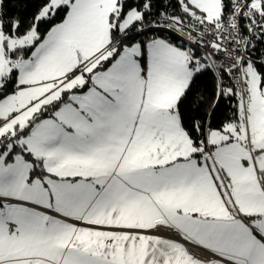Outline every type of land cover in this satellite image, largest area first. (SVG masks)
Returning <instances> with one entry per match:
<instances>
[{"label": "snow or ice", "instance_id": "obj_1", "mask_svg": "<svg viewBox=\"0 0 264 264\" xmlns=\"http://www.w3.org/2000/svg\"><path fill=\"white\" fill-rule=\"evenodd\" d=\"M0 264H264V0H0Z\"/></svg>", "mask_w": 264, "mask_h": 264}, {"label": "trees", "instance_id": "obj_2", "mask_svg": "<svg viewBox=\"0 0 264 264\" xmlns=\"http://www.w3.org/2000/svg\"><path fill=\"white\" fill-rule=\"evenodd\" d=\"M158 3H164L165 0H157ZM8 3V16H21L25 19L29 18L32 12L35 11L39 0H7ZM173 6H175V0H171ZM170 10H172L170 8ZM176 11H178V7H176ZM166 35H172L171 33H164ZM173 40H177L178 38L175 35H172ZM196 88L201 90L206 97H210L214 91V83L213 76L211 73L205 74L201 76L196 82ZM229 102L225 100H221L219 106L216 108L215 113L213 115V121H219L223 118L224 114L229 110ZM186 111H190V109L186 108ZM204 111V108L201 107V112Z\"/></svg>", "mask_w": 264, "mask_h": 264}, {"label": "built area", "instance_id": "obj_3", "mask_svg": "<svg viewBox=\"0 0 264 264\" xmlns=\"http://www.w3.org/2000/svg\"><path fill=\"white\" fill-rule=\"evenodd\" d=\"M201 255H203V253H200Z\"/></svg>", "mask_w": 264, "mask_h": 264}]
</instances>
